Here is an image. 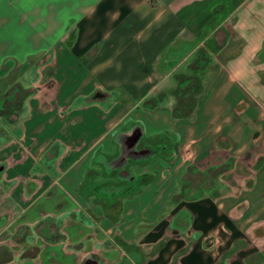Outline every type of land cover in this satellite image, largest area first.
<instances>
[{
  "label": "crops",
  "instance_id": "obj_1",
  "mask_svg": "<svg viewBox=\"0 0 264 264\" xmlns=\"http://www.w3.org/2000/svg\"><path fill=\"white\" fill-rule=\"evenodd\" d=\"M9 100L0 264H264V0H0Z\"/></svg>",
  "mask_w": 264,
  "mask_h": 264
},
{
  "label": "rangeland",
  "instance_id": "obj_2",
  "mask_svg": "<svg viewBox=\"0 0 264 264\" xmlns=\"http://www.w3.org/2000/svg\"><path fill=\"white\" fill-rule=\"evenodd\" d=\"M10 103L12 104H16V102H11L9 100V103H2V106H0V113H4V115L2 117H0V143L3 142L6 138V136H8V131L9 129L7 127H9L11 129L12 126H15V124L10 123L13 119H15L14 115V107L12 106H6L9 105ZM8 129V131H7ZM6 134V135H5ZM4 139V140H3ZM52 156L50 155V153L48 155H46L45 157H42V163L46 164L49 162V159Z\"/></svg>",
  "mask_w": 264,
  "mask_h": 264
},
{
  "label": "trees",
  "instance_id": "obj_3",
  "mask_svg": "<svg viewBox=\"0 0 264 264\" xmlns=\"http://www.w3.org/2000/svg\"><path fill=\"white\" fill-rule=\"evenodd\" d=\"M6 102L9 103V101H5V102L4 101H1L0 102V106H2V103H6ZM6 106H8V105H6ZM3 115H4V113H2V114L0 113V116H3Z\"/></svg>",
  "mask_w": 264,
  "mask_h": 264
},
{
  "label": "built area",
  "instance_id": "obj_4",
  "mask_svg": "<svg viewBox=\"0 0 264 264\" xmlns=\"http://www.w3.org/2000/svg\"><path fill=\"white\" fill-rule=\"evenodd\" d=\"M190 156V155H189Z\"/></svg>",
  "mask_w": 264,
  "mask_h": 264
}]
</instances>
